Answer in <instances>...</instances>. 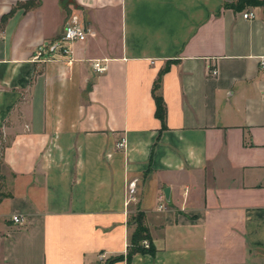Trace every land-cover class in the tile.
<instances>
[{"label":"crops","instance_id":"obj_1","mask_svg":"<svg viewBox=\"0 0 264 264\" xmlns=\"http://www.w3.org/2000/svg\"><path fill=\"white\" fill-rule=\"evenodd\" d=\"M261 1L0 0V264H264Z\"/></svg>","mask_w":264,"mask_h":264},{"label":"built area","instance_id":"obj_2","mask_svg":"<svg viewBox=\"0 0 264 264\" xmlns=\"http://www.w3.org/2000/svg\"><path fill=\"white\" fill-rule=\"evenodd\" d=\"M242 17L245 19H251L254 17V13L251 11H246L242 14ZM89 32V29L86 28L81 22L78 17V15L73 14L70 16V18L65 23L59 37L53 41L47 42V43H41L36 47L35 54L33 55V59L36 61L39 60H50L54 59L53 57H50L48 50L54 51L57 50L61 56L68 57L67 62H71L72 57V45L75 42L78 41H84L86 39V36ZM48 54L46 58H43L42 56ZM264 59L262 60V62ZM93 67L96 71L101 72L104 70L105 66L101 65L99 62H95L93 64ZM211 74H216V69H211ZM117 148H126V140L125 138H122L119 142L116 144ZM136 179L128 180L125 185V205H128L130 201L133 199V195L136 190ZM159 209H162L163 206L160 205L158 207ZM12 221L14 223H20L22 221V217L20 215H13ZM142 245L145 247H148L149 242L148 240L144 239L142 240ZM104 255H101L100 258L102 259Z\"/></svg>","mask_w":264,"mask_h":264},{"label":"trees","instance_id":"obj_3","mask_svg":"<svg viewBox=\"0 0 264 264\" xmlns=\"http://www.w3.org/2000/svg\"><path fill=\"white\" fill-rule=\"evenodd\" d=\"M259 3L260 4L262 3L264 7V0ZM36 4L37 2L29 1L24 4L21 3L19 4V6H24L25 8H28L29 6L36 5ZM5 18L6 16H4L1 21H4ZM154 100H155V107H156L155 113L158 118L162 119L164 115L163 100L159 96H155ZM6 195H7L6 193L0 191V199ZM128 224L131 225L133 228L129 236V244L127 245L125 255L124 256L119 255L114 258H111L106 262V264H111L114 261L122 260V259H125L127 264H129L133 254H135L136 252L154 253V247L151 244L150 235H149L148 229L144 222V214L141 211H137L136 213L130 216V218L128 219ZM144 239L148 240L149 242L148 247H145L144 245H142L141 242Z\"/></svg>","mask_w":264,"mask_h":264},{"label":"rangeland","instance_id":"obj_4","mask_svg":"<svg viewBox=\"0 0 264 264\" xmlns=\"http://www.w3.org/2000/svg\"><path fill=\"white\" fill-rule=\"evenodd\" d=\"M1 167H0V191H1V188H2V185H3V176H2V173H1Z\"/></svg>","mask_w":264,"mask_h":264}]
</instances>
